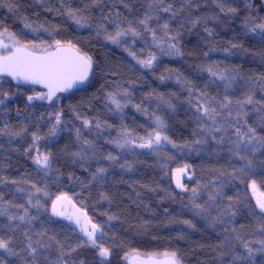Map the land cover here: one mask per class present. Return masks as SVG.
I'll use <instances>...</instances> for the list:
<instances>
[{
  "label": "trees",
  "instance_id": "1",
  "mask_svg": "<svg viewBox=\"0 0 264 264\" xmlns=\"http://www.w3.org/2000/svg\"><path fill=\"white\" fill-rule=\"evenodd\" d=\"M221 3L236 11H220ZM169 5L175 16L163 11ZM69 9L83 18V25L76 23ZM146 15L153 16L149 27L155 31V41L139 24ZM198 17L203 19L193 25ZM262 22L263 0H0V28L30 44L70 43L93 63L88 84L66 94L58 104L30 107L18 96L0 110V211L6 210L0 215V238L11 239L10 247L18 253L0 249V264H30L25 232L34 246L38 239L51 245L38 249L40 264H53L61 252L68 264H123V255L132 251L175 252L182 264H233L236 252H246L225 243V237L233 238L232 229L252 242L253 255L244 264H264V251L255 250L261 247L256 241L264 239L260 228L264 216L252 193L253 180L264 193V149L254 154L241 151L256 165L243 173L237 170L244 162L234 152L235 128L245 120L264 136V91L259 83H248L264 77V37L249 30ZM117 27L135 28L140 35L122 37L115 44L106 35H114ZM169 44H175L179 54L174 50L169 54ZM152 55L156 59L151 67L139 63ZM212 73L235 79L229 85ZM108 93L121 94L117 99L124 105L122 110L111 105ZM248 95L259 103H244L241 109L237 101H246ZM212 97L232 102L230 109L217 108L221 112L218 124L225 131L208 133L205 126L212 127V122L197 110L198 103ZM237 112H241L240 124ZM56 113L61 122L52 136ZM84 120L93 123L85 127ZM96 121L102 125L99 129ZM154 131L176 145L188 146L173 148L161 141L159 148L139 147ZM33 133L40 139L34 140ZM125 138L136 144L120 148L114 143ZM83 140L92 141L93 146L89 156L80 160L73 153L81 150ZM46 153L51 154L47 174L34 160ZM109 155L116 160H108ZM179 165L190 166L192 173L185 190L171 179L173 167ZM98 168L107 172L94 180ZM32 185L47 192L33 197L32 204L39 198L43 205L39 210L28 203ZM198 185L196 203L205 205V214H198L191 202L189 190ZM221 186L223 196L208 202V193ZM65 194L102 229L97 244L110 249L108 257H100L99 248L86 243L73 219L52 213L53 200ZM228 197L239 201L235 216L214 219L229 203ZM9 216L26 218L9 220ZM38 233L44 234L42 239Z\"/></svg>",
  "mask_w": 264,
  "mask_h": 264
},
{
  "label": "snow or ice",
  "instance_id": "2",
  "mask_svg": "<svg viewBox=\"0 0 264 264\" xmlns=\"http://www.w3.org/2000/svg\"><path fill=\"white\" fill-rule=\"evenodd\" d=\"M185 2H190V0H185ZM220 11L224 12H235V9L232 8H225L223 6V3L220 5ZM152 6L150 5V8ZM164 12H172L171 5L163 8ZM69 15L76 21L78 25H83V18L76 16L74 10L69 9ZM172 15L175 16V13L172 12ZM153 19V16L146 15L143 20L139 21V24L143 26L144 31L149 32L152 34L153 39L155 41V31L149 27V21ZM158 19V17H157ZM202 17H198L196 20L192 21V24L195 25L196 23H200ZM206 22V21H204ZM115 23V22H113ZM25 27H30V25H25ZM100 28L104 29V31L107 33V29L104 27V25H100ZM163 28L167 29L168 24L165 23L163 25ZM206 31L211 32L210 29H205ZM249 30L251 32H259V34L264 37V22L259 24H253ZM131 35L133 38L140 35V32H138L135 28H128V29H119L117 27V30L115 34L108 33L106 35V39L112 41L113 43H120V39L122 37H126ZM173 39H175L173 37ZM33 47H36L33 45ZM233 48L237 47V45L233 44ZM173 50L179 54V49L175 44H169L168 45V52L169 54H172ZM68 51H72V55L64 54ZM224 51H228V49H224ZM156 57L154 55L150 56L147 60L139 61V63L143 64L145 67H151L153 60H155ZM92 72V59L88 56H82L79 55V53L74 49V46L69 44L67 48H64L61 46L60 41H56V51L55 52H49L45 55H38L35 52H30L27 50V47L23 48H16L14 52H11L9 55L0 57V78H2L4 75L11 76L17 81L23 80L25 82H32L36 84H44L48 91L46 93H38L36 96H28V101L31 102L33 99H47L51 100L53 96L56 95L57 92L67 90L71 88L74 84L77 82H82L88 79L89 74ZM213 76L219 75L221 80H228L229 85H231L232 80L235 79V76L232 75L231 79H229L228 76H225L220 73H212ZM250 85L252 84H260L261 91H264V77L259 78V80H250L248 81ZM10 94L8 92L0 93V105H4L5 101L7 100L8 96ZM121 95L120 93H108L107 100L111 102V105L115 106L116 110H122L123 104L121 103L120 99H117V96ZM127 93H124L123 96L126 98ZM191 95V92H190ZM205 94L201 93V98H203ZM200 99V98H198ZM231 101L228 100L227 97H225L224 101H217L214 97L212 98H206L203 99L201 103L197 104V110L200 111L203 115V118H206L207 120H210L212 122V127H207L206 131L208 133H213L217 131H225L223 124H218L217 117L221 115V112L217 110V108L224 110V109H230ZM244 103H259L256 101H253L252 95H248L246 97V101L240 102L237 101V105L242 109L244 106ZM216 105V106H213ZM137 108L139 106L137 105ZM232 112L228 111V116H231ZM241 112L236 113V123H241ZM157 123L159 126H162V122L160 121V118L157 117ZM226 119V118H225ZM60 113H56L55 115V124L53 125L52 129L50 130V133L52 136L56 135L57 129L60 125ZM93 121L91 120H84L83 125L85 127H88L92 125ZM101 123L99 121H96L95 127L99 129L101 127ZM3 131V130H0ZM77 137L80 138L82 135L80 132V129H76ZM235 136L237 139L234 141V152L237 156H239V159L244 162V166L237 171L240 173H243L245 169H251L255 167L253 160L249 158L248 155H241L242 150H251L253 154L256 151H260L261 149H264V136L257 134V131L255 128L251 127L250 125H247V121L245 120L241 127L235 128ZM13 135H19V133H15ZM33 139L38 140L40 137L33 133ZM213 139H215V136H213ZM223 137H221V141H217V143L222 142ZM161 141H165L172 144L173 148L177 147H187L188 145L180 146L176 145L174 142L170 141L169 138L166 135H163L160 131H154L153 134L148 138L144 143L140 144L139 147L141 148H159L161 146ZM114 143L117 144L118 147L124 148L125 146H131L135 145L136 141L134 139H127L125 138L123 143L121 141L117 140L114 141ZM196 143H203V141H197ZM93 142L89 140H83L81 143V150L78 152L73 153L74 157L79 158L80 160H84L89 156V150L92 148ZM108 160L115 161L116 157H113L109 155L107 157ZM35 163L38 166V169L43 171L45 174H47L49 171H51V154H37L34 157ZM261 165L264 166V162H261ZM121 167H124L122 165ZM190 166L185 165L184 168L177 169V186L184 189L185 185L180 183V174H183L187 171H189ZM107 172V169L105 168H98L96 173L93 174V179H102L104 173ZM12 183H17L16 181H13ZM200 185L197 187H194L190 189L191 192V202L193 205L194 210L198 212V214H205L208 212V209L203 204L196 203V199L198 198L200 194ZM203 187H206L203 186ZM32 188L34 189L33 192L29 193L28 197V203L32 204L33 197L37 193H44V195H47V192L44 191V189L32 185ZM252 188L255 190L256 188V182L255 180L252 181ZM18 191L23 192L24 189L20 188ZM222 186L221 188H216L214 192L208 193V202L215 203L217 200V197H222ZM2 199V197H0ZM67 199L66 194L63 196H57L56 199L52 202V208L51 211L53 214L58 216H63L64 213L59 211L57 208V203L59 201ZM229 200V203L221 210L220 213H218V216L214 219H220L222 216L228 215V216H235V212L233 211L235 204L239 203V201H232L231 197L227 198ZM207 203V202H206ZM256 205L260 210V215L264 216V193H261L260 196H258L256 200ZM33 207L37 208L38 210L43 207V205L40 204L39 198L36 199V203L32 204ZM219 207V205H217ZM6 211V210H4ZM4 211H0V215L4 214ZM27 215V210H25ZM25 216H9V220H16L19 219L20 221L25 220ZM115 217H109V220L114 219ZM34 219V218H31ZM31 219L29 220V223L31 222ZM68 219H72L71 216L68 217ZM76 223L79 224V219L76 220ZM186 223L191 224V221H186ZM260 228L264 230V223H260ZM87 236L86 243H89L93 246H97L99 248V256L102 258H106L110 255V249L107 247H104L103 245L97 244L96 234L99 231L101 235H103L102 229H100L97 225L92 224L91 230L83 229ZM233 232V238L231 240L228 239V237H225V243L233 250L236 249L237 245L241 246L245 252L246 255H242L239 252H236L235 255L232 256L233 264H244L245 261L249 260L252 255L254 249L252 248V242L245 240L236 229H232ZM38 236L40 238H43V233H38ZM24 236L27 238L28 243L26 246V251L29 253V255L32 256V261L30 264H40L39 260L37 259L38 249L40 248H46L51 247L50 244H41L40 239L35 241V245L32 241V237L28 235L27 232L24 233ZM54 239V238H52ZM234 241V242H233ZM12 243L11 239L5 240L3 238H0V249L6 250L10 255H18V253L14 252L13 249L10 247V244ZM261 247L259 249H255L256 251H264V239H260L256 241ZM70 251H75V249H71ZM167 257H170V264H182L180 258L178 257L177 253H165L164 254ZM64 253L61 252L60 257L58 261L53 262V264H68L66 260L63 259ZM80 264H83V261H80Z\"/></svg>",
  "mask_w": 264,
  "mask_h": 264
},
{
  "label": "rangeland",
  "instance_id": "3",
  "mask_svg": "<svg viewBox=\"0 0 264 264\" xmlns=\"http://www.w3.org/2000/svg\"><path fill=\"white\" fill-rule=\"evenodd\" d=\"M0 35H2L3 38L7 42L16 43V44H24V45H26V46H28L30 48H33V49L39 50V51H44V50H47V49H49V48H51L53 46H56V43L48 44V45H35V44H30V43L24 42V41L20 40L19 38H17L13 33H11L10 31H8L6 29H3V28H0ZM120 42H122V38L120 39ZM61 44H70V43H62L61 42ZM115 44H117V43H115ZM33 45H35L36 47H33ZM85 54L88 57H90L87 53H85ZM3 92H8L10 95L8 96L7 100L5 101V104L4 105H0V110H2L3 108H5L10 101L14 100L18 96H22L23 98H25L26 102L28 103V105L30 107H34V106L35 107H44V106L45 107H51L54 104H58L63 98L66 97V95L60 96L50 106H47L44 103V100L45 99H43V101H38V99H35V100H32L31 102H29L28 99H27L28 96H36V94H38V93H44V91L43 90H38V88H25V89H20L19 87L14 86L12 84V82L8 78H1L0 79V93H3ZM164 144H165V146H167L168 143L164 141ZM184 166L185 165L175 166V167H173L172 172H171V179H172V182H173L174 186H176L178 189H181V190H185V188L182 189V188H180V187L177 186V171L176 170L179 169V168H184ZM191 176H192V173H191V170L190 169H189V171H187V172H185L183 174H180V183H182L183 185H185V181L188 180V179H190ZM252 193H253V197H254V199L256 201L257 198H258V196H260V194L263 193V192L256 185L255 190L252 188ZM57 208H58L59 211L63 212L64 215L63 216L56 215V216L62 217L64 219H68V217L71 216L72 219H73V221L77 225L78 229L85 236H86V234L83 231V229L91 230V225L94 224V223L85 215L84 210H82L81 208H79V207H77L75 205L74 201L70 197L67 196V199L62 200V201H59L57 203ZM77 219H79V221H80L79 224L76 223V220ZM99 234H100V232L98 231L97 234H96V239H97V237H98ZM86 238H87V236H86ZM93 247H97V246H93ZM125 255H123V257H122V263H123V259H124ZM58 257H60L59 254H58Z\"/></svg>",
  "mask_w": 264,
  "mask_h": 264
},
{
  "label": "water",
  "instance_id": "4",
  "mask_svg": "<svg viewBox=\"0 0 264 264\" xmlns=\"http://www.w3.org/2000/svg\"><path fill=\"white\" fill-rule=\"evenodd\" d=\"M4 40L5 39L3 38V36L0 35V50L3 49L4 46H5ZM68 45L69 44H61V46L64 47V48H67ZM25 46L26 45H24V44H14L13 45L15 50H16V48H23ZM72 46H74V45H72ZM26 47H27L28 51L35 52L38 55H45L46 53L55 52L56 51V46H53V47H51V48H49L47 50H44V51L35 50V49L30 48L28 46H26ZM74 49L79 53V55L87 56L78 47L74 46ZM64 54L72 55L73 52L72 51H68V52H66ZM0 57H2V56H0ZM92 71H93V64H92ZM91 75H92V72L89 74V77H88L87 80L82 81V82H77L71 88H69L67 90H63V91L57 92L56 95L53 96V98L51 100L45 99L44 103L47 106H50L60 96L66 95V94H70L74 90L86 86L88 84L90 78H91ZM3 77H8L12 81V83H14L15 85H27V86H31V87H35V88H40V89H42L44 91V93H46L48 91L47 87L44 84H36V83H32V82H25L23 80L17 81L14 78H12L11 76H7V75H4ZM165 253H168V252H153L152 253V252H143V251H132V252L127 253L123 260H124L125 264L130 263L133 260H135V264H140L141 260L148 261V262H150L152 264H154V263L155 264L169 263L170 262V257L165 256L164 255Z\"/></svg>",
  "mask_w": 264,
  "mask_h": 264
},
{
  "label": "flooded vegetation",
  "instance_id": "5",
  "mask_svg": "<svg viewBox=\"0 0 264 264\" xmlns=\"http://www.w3.org/2000/svg\"><path fill=\"white\" fill-rule=\"evenodd\" d=\"M4 42H5V46H4L3 49L0 50V56H6V55H9L11 52H14L15 51L13 45L16 44V43L7 42L6 40H4ZM2 78H8V77H2ZM12 84L14 86H16V87L35 88V87L27 86V85H15L14 83H12ZM38 90H42V89L38 88ZM33 100H35V99H33ZM38 101H43V99H38ZM123 263H124V260H123ZM127 264H135V260H133L132 262L127 263ZM140 264H152V263H150L148 261H145V260H141V263ZM161 264H170V262L169 263H161Z\"/></svg>",
  "mask_w": 264,
  "mask_h": 264
}]
</instances>
